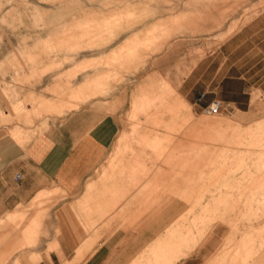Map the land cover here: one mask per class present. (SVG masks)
<instances>
[{"label": "rangeland", "instance_id": "374dc122", "mask_svg": "<svg viewBox=\"0 0 264 264\" xmlns=\"http://www.w3.org/2000/svg\"><path fill=\"white\" fill-rule=\"evenodd\" d=\"M260 3L0 0V137L27 141L50 119L113 99L109 108L130 109L129 156L144 162L143 179L135 172L121 191L144 182V196L113 203L144 206L121 220L158 233L134 264H264V85L240 109L207 92L224 106L209 116L214 101L199 99L216 68L205 83L195 69Z\"/></svg>", "mask_w": 264, "mask_h": 264}, {"label": "crops", "instance_id": "0c3cea01", "mask_svg": "<svg viewBox=\"0 0 264 264\" xmlns=\"http://www.w3.org/2000/svg\"><path fill=\"white\" fill-rule=\"evenodd\" d=\"M255 10L223 31L219 47L197 64L204 68L202 83L216 68L217 80L200 87L201 103L218 100L207 97L215 91L240 109L245 95L264 85V8ZM112 102L94 101L50 119L27 141L0 137V264H134L152 245L158 233L143 218L121 220L144 206L113 203L121 195L144 196V182L136 194L121 192L135 172L143 179L144 162L129 156L130 109L109 108ZM146 237L153 241L146 244Z\"/></svg>", "mask_w": 264, "mask_h": 264}, {"label": "built area", "instance_id": "2783aa9c", "mask_svg": "<svg viewBox=\"0 0 264 264\" xmlns=\"http://www.w3.org/2000/svg\"><path fill=\"white\" fill-rule=\"evenodd\" d=\"M223 103L221 101H214L209 107L204 111L207 115H217L223 111Z\"/></svg>", "mask_w": 264, "mask_h": 264}, {"label": "bare ground", "instance_id": "6f19581e", "mask_svg": "<svg viewBox=\"0 0 264 264\" xmlns=\"http://www.w3.org/2000/svg\"><path fill=\"white\" fill-rule=\"evenodd\" d=\"M206 114V113H205ZM218 115V114H217ZM209 116H215V115H209Z\"/></svg>", "mask_w": 264, "mask_h": 264}]
</instances>
